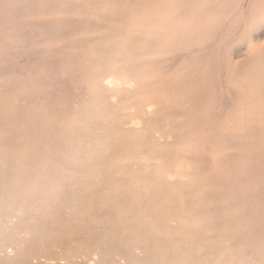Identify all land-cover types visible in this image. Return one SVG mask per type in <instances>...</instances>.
<instances>
[{
  "label": "rangeland",
  "instance_id": "rangeland-1",
  "mask_svg": "<svg viewBox=\"0 0 264 264\" xmlns=\"http://www.w3.org/2000/svg\"><path fill=\"white\" fill-rule=\"evenodd\" d=\"M0 247L264 264V0H0Z\"/></svg>",
  "mask_w": 264,
  "mask_h": 264
},
{
  "label": "bare ground",
  "instance_id": "bare-ground-1",
  "mask_svg": "<svg viewBox=\"0 0 264 264\" xmlns=\"http://www.w3.org/2000/svg\"><path fill=\"white\" fill-rule=\"evenodd\" d=\"M0 250H2V247H0ZM69 257H71V256H69Z\"/></svg>",
  "mask_w": 264,
  "mask_h": 264
}]
</instances>
